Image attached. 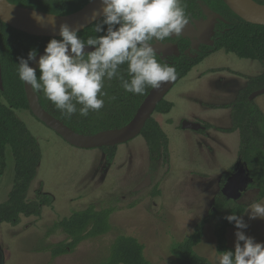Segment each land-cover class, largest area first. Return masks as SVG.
I'll return each mask as SVG.
<instances>
[{
	"label": "trees",
	"instance_id": "obj_1",
	"mask_svg": "<svg viewBox=\"0 0 264 264\" xmlns=\"http://www.w3.org/2000/svg\"><path fill=\"white\" fill-rule=\"evenodd\" d=\"M93 0H8L23 8L34 9L64 17L75 14ZM264 5V0H254ZM199 2L223 15L229 24L220 23L228 30L220 35L216 45L199 58L183 63L175 60L167 64L157 56H147L141 46L128 41L119 33H141L151 42L154 34L158 39L169 37L170 23L175 17L190 19L201 16ZM82 44L97 47L98 51L79 58L57 57L42 67L34 79L42 106L78 133L96 134L103 130L121 128L135 116L140 105L153 86L163 77L177 81L212 54L225 50L241 59L264 64V26L254 25L237 16L225 0H125L115 11L97 21L84 31L66 37H37L13 29L0 20V66L3 90L0 89V178L7 168V150L15 159L13 188L6 202L0 204V224L18 225L23 217L42 216L45 206H50V195L39 192L37 200H29V191L35 181L42 161V151L37 139L26 124L17 116V110H29L24 78L28 65L36 55L46 49L61 51L65 45ZM93 77L97 83L90 82ZM73 82L70 94H54L42 85V80ZM264 87V74L251 78L248 88L238 96L232 110L233 126L230 132H240V167L250 180V187L260 189L264 198V113L249 100V95ZM94 92L98 108L94 113L83 111L80 97L84 91ZM174 104L164 100L156 110L169 114ZM31 112V111H30ZM32 113V112H31ZM141 136L145 139L152 165L170 161V140L155 118H151ZM116 147H105L108 164L117 155ZM158 194V192H156ZM247 206L228 200L223 193L217 197L208 216L195 227L183 241L174 243L171 253L173 264H213L200 255L196 248L203 240L207 223L214 221L217 253L225 264H243V254L229 244L230 228L245 225ZM113 208L100 209L90 205L74 211L55 223L49 235L60 231L67 240L39 247L38 251L50 253L57 259L74 252L83 242L104 236L113 230ZM100 264H152L145 254V246L129 235L118 236L111 245L109 256Z\"/></svg>",
	"mask_w": 264,
	"mask_h": 264
},
{
	"label": "rangeland",
	"instance_id": "obj_2",
	"mask_svg": "<svg viewBox=\"0 0 264 264\" xmlns=\"http://www.w3.org/2000/svg\"><path fill=\"white\" fill-rule=\"evenodd\" d=\"M209 57L195 66L183 81L177 82L165 100L175 101L170 115L174 121L184 113L197 112L199 116L203 113L200 118L207 123L221 128L210 126L201 133L177 129L172 136L170 161L166 163L151 165L143 137L138 136L118 146L114 162L108 164L101 149L73 147L29 110H17V116L37 139L42 151L29 200H37V194L42 192L50 195L53 202L44 207L40 218L23 217L16 226L0 224V264H100L109 256L112 243L120 235L133 236L144 244L152 264H173L172 245L194 232L230 178L241 168L240 132L223 129L232 127L231 107L227 106L235 102L240 85L230 88L232 84L227 79L233 78L231 82L239 83L242 78L234 74L252 64L224 51ZM214 64L223 70L215 72ZM195 75L202 80L195 79ZM88 80L97 83L93 77ZM41 83L54 94H70L76 85L72 81L55 84L54 80L44 79ZM195 96L225 107L215 106L218 111H211L207 106H200ZM96 99L95 93L86 89L80 97V107L94 113L98 108ZM256 104L264 113V94L257 97ZM163 116L155 113L153 118H159L164 127L170 125ZM200 122L205 126L201 119ZM131 150L138 156L131 154ZM139 151L144 155L139 157ZM148 175L150 185L136 191ZM14 177L15 159L8 149L7 168L0 178V204L7 201ZM240 184L241 192L235 202L248 209L245 225L229 229V244L242 252L243 264H264V198H260L258 187H250L245 174ZM90 205L98 210L114 209L110 233L87 240L71 254L57 259L38 251L42 244L66 241L67 236L62 232L49 235V231L55 223ZM214 224L212 220L207 223L196 251L213 264H225V259L217 253Z\"/></svg>",
	"mask_w": 264,
	"mask_h": 264
},
{
	"label": "water",
	"instance_id": "obj_3",
	"mask_svg": "<svg viewBox=\"0 0 264 264\" xmlns=\"http://www.w3.org/2000/svg\"><path fill=\"white\" fill-rule=\"evenodd\" d=\"M95 1L96 0H93L85 8L75 14L60 17L65 19L63 21L52 24H37L17 17L9 10L8 6L11 3H9L8 0H0V20L13 29L32 36L48 38L66 37L84 31L97 21L115 11L125 0H100L96 5L91 6ZM225 2L228 7L244 21L254 25L264 26V5H261L254 0H225ZM205 13L208 18L205 21L197 22L196 27L188 21H183L182 19L177 18V25L174 26L171 33L172 37L183 36L190 37L191 39L198 38L199 41H193V48L195 49L198 48V43L213 45L214 42L211 40V37L214 34L217 20H224V18L219 14L212 13L208 8H205ZM119 36H125L128 41H132L136 45L142 43V48L147 55H150L151 51L156 53L163 52L164 54L171 53L172 51H175L176 54L179 53L176 45L162 44L160 42L151 45L146 43L141 36L134 33L123 35L120 32ZM97 51L98 49L95 46L82 44L65 45L59 52L52 49H46L36 55L30 62L24 78L25 93L32 114L57 133L67 143L79 149L88 150L116 147L141 136L147 122L153 118V115L156 113L158 105L166 99L168 93L177 82L176 79L170 77H164L159 80L150 90L133 119L125 126L103 130L96 134L78 133L42 106L39 93L34 87V79L35 75L42 67L57 57L74 59ZM0 89L3 90L1 66ZM263 94L264 88L254 92L251 95V100ZM183 129L199 131L204 129V127L199 123L185 121L183 123ZM244 174L245 169L241 168V171L237 175L232 176L224 187L222 193L228 200L237 201L239 199L241 192L240 180ZM149 181L148 178L147 182L136 188V191L147 187Z\"/></svg>",
	"mask_w": 264,
	"mask_h": 264
},
{
	"label": "flooded vegetation",
	"instance_id": "obj_4",
	"mask_svg": "<svg viewBox=\"0 0 264 264\" xmlns=\"http://www.w3.org/2000/svg\"><path fill=\"white\" fill-rule=\"evenodd\" d=\"M199 5H200V8H201V10H202L201 16H200L199 18H194L192 15H190V19H183V18H181L180 16H177V17H175L174 20L171 21V23H170V28H169V30H168V35H169V37H164V38H162V39H158V37H157V36L154 34V32L152 31L151 34H153V37L151 36V42H148V41H146V40L142 37V35H141L140 32L137 33V35L141 36V37L143 38V40H144L146 43L151 44V45H154V44H156L157 42H160V43H162V44H172V45H176L177 48H178V51H179L178 54H176L175 51H174V52L172 51L171 53H168V54H164L163 52H161V53H156V52H154V51H151V52H150V55H147V54L144 52L143 48H142V43L138 44L137 46H141V51H143L147 56H152V55L157 56L158 58H160L162 61H164V62L167 63V64H173V63L175 62V60H180V61H182L183 63H187V62H189L190 60H193V59H197V58H199L200 55L203 54L204 52H206L207 49L214 47V46L216 45L217 40L220 39V35L224 34L225 31L228 30L227 27H223L224 30H222V28H220V23L223 22V23L229 24V22L226 21V19L223 17L222 14L213 11L211 8H209V7L206 6V5H203L201 2H199ZM205 8H208L212 13L219 14L222 18H224V20H222V19H218V20H217V23H216V25H215L214 34H213V36L211 37V40L214 42L213 45H206V44H204V43H198V48L195 49V48H193V41H199L198 38L191 39L190 37H183V36L172 37L171 33H172V31H173L174 26L177 25V18H180V19H182L183 21H188V22L192 23V24L196 27V23H197V22L205 21V20L208 18L207 15H206V13H205ZM231 11H232V10H231ZM134 34H136V33H134ZM220 51H224V52H226L224 49H223V50H220ZM226 53H228V52H226ZM228 54H233V53H228ZM236 56H237V55H236ZM248 60H249V59H248ZM253 61H255V60H253ZM258 62H259V61H258ZM259 63H261V62H259ZM261 64H262V66L264 67V64H263V63H261ZM263 74H264V73H263ZM234 75H235L234 77H236V78H237V77H239V78L241 77L242 80H239L240 82L237 83V81H235V82H231V80H233V78H229V79H227V82L230 83V84H232V85L230 86V88H235V86H238L237 84L240 85V89H239L240 91H239V92H236V100H237V98H238V96L240 95V93H241L243 90H245V89L248 88V85H249V81H250V79H251V78H255V77H248V76L245 75L242 71H237V73H235ZM261 75H262V74H261ZM261 75H259V76H261ZM259 76H257V77H259ZM163 78H164V77H163ZM170 78H172V77H170ZM241 78H240V79H241ZM161 79H162V78H161ZM161 79H160V80H161ZM174 79H175V78H174ZM183 79H184V78H183ZM181 80H182V79H181ZM181 80H179V81H181ZM176 81H177V80H176ZM179 81H177V82H179ZM242 81H243L244 83H243ZM177 82H176V83H177ZM175 85H176V84H175ZM263 88H264V87H262V88H260V89H257V90H255V91H253V92L249 95V100H250L251 102H253V103L256 104V99H257V97H256L255 99L251 100V95H252L254 92L259 91V90H261V89H263ZM231 91H232V90H231ZM236 100H235V102H236ZM169 102H170V101H169ZM235 102H234L233 104L227 106V108L231 107V113H232V108H233ZM256 105H257V104H256ZM257 106H258V105H257ZM224 107H225V105L221 106V109L224 108ZM259 109H260V107H259ZM260 110H261V109H260ZM184 122H185V121H183V123H184ZM183 123H182V126H181L182 128H183ZM210 126H214V127H212V128H215V129H217V128H221V127H217V126H215L214 124H211V123H207V122H205V126H203L204 129L199 130L198 132L201 133V132H206V131H208V129H210ZM232 126H233V119H232ZM231 128H232V127H230V128H223V129H231ZM192 131H193V130H192ZM149 161H150V164L152 165L151 160H149ZM241 168H243V167H241ZM241 168H240V169L238 170V172H236L233 176L237 175V174L241 171ZM148 178H149V180H150V181H149V185H150V183H151L150 175H148L147 179H146L143 183L147 182ZM143 183H141L140 185H142ZM140 185H138V187H139ZM149 185H148V186H149ZM148 186H147V187H148ZM145 188H146V187H145Z\"/></svg>",
	"mask_w": 264,
	"mask_h": 264
},
{
	"label": "crops",
	"instance_id": "obj_5",
	"mask_svg": "<svg viewBox=\"0 0 264 264\" xmlns=\"http://www.w3.org/2000/svg\"><path fill=\"white\" fill-rule=\"evenodd\" d=\"M210 57H208L207 58V60L209 59ZM225 58V57H224ZM206 60V61H207ZM225 60V59H224ZM246 60H248V59H246ZM205 61V62H206ZM250 61V63H248V64H252V65H247V66H245L244 68H242L241 69V71L245 74V75H247L248 77H257V76H259V75H261V74H263L264 73V67L262 66V64L261 63H259L258 61H253V60H249ZM214 71L215 72H217V71H219V70H223V69H221V67H218V66H216V64H214ZM213 71V72H214ZM213 72H211V74L213 73ZM197 74V73H196ZM204 77V76H203ZM195 79L197 78V80H198V78H200V80H202L201 78L202 77H199V76H197L196 77V75H195V77H194ZM185 79V78H184ZM183 79V80H184ZM182 80V81H183ZM191 99V98H190ZM195 100L197 101V102H199L198 104L200 105V106H207V107H209L208 109L209 110H211V111H215L216 109H214L215 108V106H217V107H220L221 108V105H218V104H210L209 102H206V101H204V100H202L201 98H199V97H197V96H195ZM171 103H173L174 104V102L175 101H170ZM174 107H175V104H174ZM174 109V108H173ZM207 109V110H208ZM207 110H206V112H207ZM216 111H218V110H216ZM174 112V110L171 112V113H169V114H160V116L161 115H164L163 117H161V118H164L165 119V123L166 124H170V125H166L165 127L162 125V122L160 121V120H158L159 118H157V121L159 122V124L161 125V127H162V129L164 130V132L168 135V137H169V140H170V152H171V142H172V136H173V133H174V131H176L177 129H183L181 126H182V123H183V121H188V122H191V123H199L200 125H202V126H204V124H202L201 122H200V119L202 120V122L203 123H205V122H207L206 121V119L205 120H203L202 118H200V116L203 114H200V116L198 115V113L197 112H194V113H184V114H182V115H180L181 116V118H176V120L174 121L173 120V118L172 117H170V115L172 114ZM205 112V113H206ZM204 113V114H205ZM166 115V116H165ZM159 116V115H158ZM184 130V129H183ZM143 140H144V145H145V148H146V150H147V153H148V159L150 160V156H149V150H148V146H147V143H146V141H145V139L143 138ZM132 152H133V154L134 155H137L138 156V154L136 153V151L135 150H131V154H132ZM139 157L140 156H142V155H144V152H140L139 151ZM244 263V262H243Z\"/></svg>",
	"mask_w": 264,
	"mask_h": 264
},
{
	"label": "bare ground",
	"instance_id": "obj_6",
	"mask_svg": "<svg viewBox=\"0 0 264 264\" xmlns=\"http://www.w3.org/2000/svg\"><path fill=\"white\" fill-rule=\"evenodd\" d=\"M99 1L96 0L91 6L96 5ZM8 7L17 17L37 24H52L65 20L64 18L42 13L41 11L26 9L12 4H9Z\"/></svg>",
	"mask_w": 264,
	"mask_h": 264
}]
</instances>
